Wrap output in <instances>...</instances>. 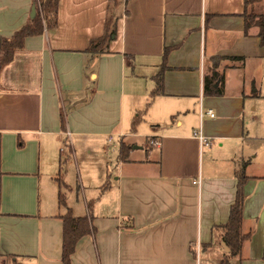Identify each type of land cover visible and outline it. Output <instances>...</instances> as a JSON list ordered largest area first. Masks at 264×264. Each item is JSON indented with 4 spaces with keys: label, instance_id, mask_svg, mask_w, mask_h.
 Returning <instances> with one entry per match:
<instances>
[{
    "label": "crops",
    "instance_id": "crops-1",
    "mask_svg": "<svg viewBox=\"0 0 264 264\" xmlns=\"http://www.w3.org/2000/svg\"><path fill=\"white\" fill-rule=\"evenodd\" d=\"M245 10L246 0L59 1L58 25L27 37L0 75V264H63L58 178L74 215L93 216L73 264H219L243 165L252 237L230 261L264 264V45L258 26L245 34ZM33 13L34 0H0V40ZM108 18L107 51L87 52ZM213 58L222 95L204 94Z\"/></svg>",
    "mask_w": 264,
    "mask_h": 264
},
{
    "label": "trees",
    "instance_id": "trees-1",
    "mask_svg": "<svg viewBox=\"0 0 264 264\" xmlns=\"http://www.w3.org/2000/svg\"><path fill=\"white\" fill-rule=\"evenodd\" d=\"M60 0H34V13L30 20L11 37H2L0 40V75L2 70L13 62L16 52L23 49L25 40L30 36L42 35L45 29H51L58 25V12ZM257 0H246V10L244 12L245 18V34H248L249 28L252 26L259 27V37L261 44L264 45V13L255 15L254 13L247 14V6ZM116 36V25L112 18L106 20L105 33L103 36L92 39L87 52L103 53L107 51L108 44ZM164 53V60L166 62L167 53ZM220 58H213V72L211 75L205 77L204 94L205 95H222L224 92V74L216 71V65ZM166 65L164 63L162 70L158 74L157 87L151 93L152 97L163 91V71ZM150 104V103H149ZM62 126L65 127V116L62 113ZM140 122V117H135L132 123L133 132L136 130ZM21 145V144H20ZM129 147L122 144L121 158L125 159L128 155ZM238 179L237 197L236 201L231 205L229 220L227 223L220 226L223 230V240L229 248V253L224 256L219 264H231V256L237 255L244 242L252 237V232H243L244 222V183L248 178L245 172V165L242 169L236 172ZM58 182L62 180L58 178ZM59 204L67 210L64 214L58 216L63 221V247H62V262L63 264H73L72 254L76 250L78 241L85 235H89L95 231L92 224V214L84 216H75L72 209L68 207L66 195L60 190ZM91 209V203L88 204ZM193 255L197 256L195 248H191Z\"/></svg>",
    "mask_w": 264,
    "mask_h": 264
},
{
    "label": "rangeland",
    "instance_id": "rangeland-1",
    "mask_svg": "<svg viewBox=\"0 0 264 264\" xmlns=\"http://www.w3.org/2000/svg\"><path fill=\"white\" fill-rule=\"evenodd\" d=\"M250 13H254L255 15H260V14H263L264 13V0H257L255 2H252L250 3L248 6H247V14H250ZM117 135V132H112L109 136H110V139H117L115 136ZM114 136V137H112ZM116 141V140H115ZM114 144V143H113ZM104 152H105V156L109 155V154H112L111 151H107V147L106 145L104 146ZM107 151V152H106ZM65 169H66V166L64 164H62V167H61V172H62V176L65 172ZM62 183L61 184V191L63 193H65V189H69L70 187L62 180ZM77 188V187H76ZM66 195V194H65ZM44 197H45V190H43L42 194H41V200H42V203L44 201ZM67 197V195H66ZM17 264V263H15ZM19 264V263H18Z\"/></svg>",
    "mask_w": 264,
    "mask_h": 264
},
{
    "label": "built area",
    "instance_id": "built-area-1",
    "mask_svg": "<svg viewBox=\"0 0 264 264\" xmlns=\"http://www.w3.org/2000/svg\"><path fill=\"white\" fill-rule=\"evenodd\" d=\"M207 115H209L210 117H214L215 116V112L212 110V109H209L207 112H206ZM196 136L200 137V138H203L201 136V134L199 132H195ZM148 143L151 147H160L162 145V142L160 139H157V138H150L148 140Z\"/></svg>",
    "mask_w": 264,
    "mask_h": 264
},
{
    "label": "water",
    "instance_id": "water-1",
    "mask_svg": "<svg viewBox=\"0 0 264 264\" xmlns=\"http://www.w3.org/2000/svg\"><path fill=\"white\" fill-rule=\"evenodd\" d=\"M227 246V245H226ZM229 251V248L227 247V252Z\"/></svg>",
    "mask_w": 264,
    "mask_h": 264
}]
</instances>
